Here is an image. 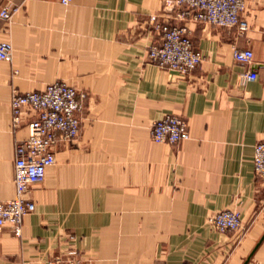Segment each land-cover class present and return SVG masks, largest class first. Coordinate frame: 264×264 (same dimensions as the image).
<instances>
[{"label": "crops", "instance_id": "0c3cea01", "mask_svg": "<svg viewBox=\"0 0 264 264\" xmlns=\"http://www.w3.org/2000/svg\"><path fill=\"white\" fill-rule=\"evenodd\" d=\"M165 0H0V200L15 197L13 90L64 81L88 93L78 138L28 197L20 237L0 234V264H48L74 240L85 264H264V182L254 173L264 139V0H248V30L185 21L203 61L187 75L146 51L152 16L175 23ZM235 48L254 52L236 61ZM257 73L247 79V72ZM165 114L188 120L178 143L152 138ZM231 208L243 228L209 218Z\"/></svg>", "mask_w": 264, "mask_h": 264}, {"label": "built area", "instance_id": "2783aa9c", "mask_svg": "<svg viewBox=\"0 0 264 264\" xmlns=\"http://www.w3.org/2000/svg\"><path fill=\"white\" fill-rule=\"evenodd\" d=\"M67 1V0H65ZM248 0H165L166 6L179 9L175 23L152 16L154 41L148 45L146 56L158 66L187 75L202 63L204 57L196 50L185 21L191 20L235 29L239 34L248 30V22L241 16ZM236 61L252 63L254 52L249 48H235ZM0 60H12V47L0 41ZM247 79L257 73L247 72ZM88 94L64 81L48 84L43 90L22 92L14 90L11 100L12 124L15 129L27 128V135L15 141L16 195L0 200V234L6 229L20 237L27 214L35 210L28 197L31 188L44 181L47 169L56 162V147L78 138L81 132V112ZM157 142L178 144L190 136L188 120L177 114H165L155 120L151 129ZM254 173L264 182V139L255 144ZM209 222L218 230L236 231L243 226L240 212L227 208L215 212ZM48 264H85L74 240L67 243L62 257Z\"/></svg>", "mask_w": 264, "mask_h": 264}, {"label": "rangeland", "instance_id": "374dc122", "mask_svg": "<svg viewBox=\"0 0 264 264\" xmlns=\"http://www.w3.org/2000/svg\"><path fill=\"white\" fill-rule=\"evenodd\" d=\"M15 90H16V89H15ZM17 90H18V89H17ZM79 90H80V89H79ZM13 91H14V90H13ZM81 91L86 92V91H84V90H81ZM86 93H87V92H86ZM12 94H13V93H12ZM87 94H88V93H87ZM12 125H13V124H12ZM242 220H243V219H242ZM242 228H243V226H242ZM242 228H241V229H242ZM241 229H240V230H241ZM237 231H239V230H236V231H234V232H237Z\"/></svg>", "mask_w": 264, "mask_h": 264}]
</instances>
